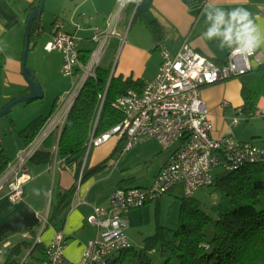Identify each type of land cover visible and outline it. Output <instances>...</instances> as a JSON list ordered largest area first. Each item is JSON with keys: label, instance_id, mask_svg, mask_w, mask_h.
<instances>
[{"label": "crops", "instance_id": "0c3cea01", "mask_svg": "<svg viewBox=\"0 0 264 264\" xmlns=\"http://www.w3.org/2000/svg\"><path fill=\"white\" fill-rule=\"evenodd\" d=\"M33 1L0 0V60L5 62L0 73L10 85L19 87L20 94L29 91L22 72V58L28 19L26 8ZM51 1L48 14L54 18L50 31L45 33L41 25V29L35 32L34 46L30 44L35 54L42 48L46 69L50 68L52 61L55 69H60L64 61L62 51H48L45 48L53 38V22L57 18L64 22L66 31L79 37L80 49L92 51L90 59H94L101 44L95 37L108 32L112 26L117 31V34L108 37L97 56L93 72L101 66L110 70L111 75L146 81L157 75L163 59V48L175 55L185 44L217 62L226 60L235 45L250 44L260 55L261 64H264V0H195L192 4L187 0H152L149 9L144 11L129 0L121 11L118 0ZM137 1L140 5L145 0ZM129 2L131 5L128 6ZM149 22L155 24L156 33L151 30ZM213 28L216 31L209 36ZM34 71V78L41 80L38 70ZM83 75L82 69L73 77L79 81ZM41 83L45 85L42 80ZM241 88L239 77L203 86L201 95L209 107L214 136L230 134L238 141H249L246 140L249 138L247 126L241 124L244 114L238 113L243 104ZM62 100L58 99L53 114L60 108ZM225 101L228 102L227 106L223 104ZM257 106L255 116L264 117L259 114L264 110V96ZM235 117L239 118L237 124L232 120ZM56 132L57 136L52 142L55 152L61 131ZM114 137L95 150L91 148L89 166L94 167L104 161L107 164L84 181L80 173L86 158L81 168L77 158L62 161L56 157L51 163L29 162L33 178L24 185L22 199L15 203L5 195L0 196V259L9 248L23 241H39L48 248L54 236L62 232L65 237V260L62 264L79 262L88 241L98 234L97 227L88 220L95 206L107 208L112 193L118 187L151 186L178 145L176 143L164 149L156 138H149L124 151L127 138L116 136V140L109 144ZM16 154L10 158L15 159ZM110 166H113L111 172ZM79 182L80 194L86 196L87 203L75 206L76 191L70 197L64 195L74 185L77 189ZM63 199L65 203H61ZM56 209V215L52 216ZM127 212L130 213V210ZM46 215L48 222L44 224ZM31 248H26L17 258L19 264H44L38 252L26 260Z\"/></svg>", "mask_w": 264, "mask_h": 264}, {"label": "built area", "instance_id": "2783aa9c", "mask_svg": "<svg viewBox=\"0 0 264 264\" xmlns=\"http://www.w3.org/2000/svg\"><path fill=\"white\" fill-rule=\"evenodd\" d=\"M127 3L128 0H118L120 11ZM53 27V38L45 48L62 51L61 72L71 77L75 76L76 67L85 72L62 100L54 117L48 120L33 141L18 151L0 178V196L5 195L15 203L22 199L24 185L33 178L29 166L32 157L52 133L62 130L81 87L93 74L97 56L108 37L117 34L112 26L108 32L95 37L101 43L100 48L94 54L93 63L85 69L80 60L79 37L66 31L61 19ZM227 55L226 60L217 62L189 44L183 45L175 55L163 48L157 75L144 81L141 91L130 88L117 97L114 106L124 114L123 120L106 134L98 137L93 134L87 143V155L92 146L106 142L113 135L127 138L124 151L149 138H156L164 149L178 145L151 186L118 187L112 193L107 208L95 206L88 220L97 227V237L88 241L81 260L75 264H112L116 254L132 246L127 234L128 222L122 215L125 212L158 199L179 184L183 185L186 196H192L199 189L213 184L215 177L212 172L216 168L235 170L246 164L264 162V149L257 143L238 141L230 134H212L214 125L209 107L201 95L203 86L239 77L259 67L262 62L250 44L235 45ZM223 104L227 106L228 102ZM238 113H242V109H238ZM259 114L264 116V110ZM232 120L234 124L239 122L238 117ZM55 150L57 152V147ZM75 195V206L87 203L86 196L80 194V182ZM47 217L44 224L48 222ZM64 251L65 237L58 232L48 245V258L44 264H62Z\"/></svg>", "mask_w": 264, "mask_h": 264}, {"label": "trees", "instance_id": "16d2710c", "mask_svg": "<svg viewBox=\"0 0 264 264\" xmlns=\"http://www.w3.org/2000/svg\"><path fill=\"white\" fill-rule=\"evenodd\" d=\"M187 1L192 4L195 0ZM39 3L40 0H34L28 5L27 17ZM59 19H55L53 25ZM41 25L42 16L32 23L31 43L36 40L35 32L41 29ZM149 26L153 32L156 31L155 24L149 22ZM91 54L90 49H80L83 65L89 63ZM4 63V60H0V69L4 67ZM81 71V67H76L75 74ZM92 73L85 80L68 113L57 138V152L52 144L57 135L52 133L31 159L37 163H51L56 157L62 161L77 158L81 168L86 158L80 173L82 181L107 164L104 161L97 166H89L91 150L88 155L86 153L90 137L93 134L95 137L106 134L123 120L124 114L114 106L117 97L130 88L141 91L144 87V81L141 79L114 76L110 70L101 66ZM239 78L242 82V113L250 118L256 114L258 102L264 96V64ZM57 102L58 99L53 104L54 108ZM48 118L40 117L34 120L20 133L22 147L34 140ZM12 160L0 142V178ZM123 182L124 180L120 184ZM210 187L226 198V202L218 203L208 212L202 208L200 199L194 195L186 196L181 205L180 225L172 235L167 236L159 230L146 239L145 247L136 249L131 246L120 252L112 264H125V261L130 264H154L145 250L156 243H160L162 251L177 256L180 264H264V209L258 208L264 198V162L246 164L235 170H223L215 177ZM75 191L74 185L64 196L70 197ZM63 202L65 203V199L61 201ZM56 213L57 209L52 216ZM211 223L214 225V234L208 239L206 228ZM26 248H31L26 260L37 252L42 256L41 262L47 260V247L34 240L23 241L9 248L0 259V264H19L17 258Z\"/></svg>", "mask_w": 264, "mask_h": 264}, {"label": "rangeland", "instance_id": "374dc122", "mask_svg": "<svg viewBox=\"0 0 264 264\" xmlns=\"http://www.w3.org/2000/svg\"><path fill=\"white\" fill-rule=\"evenodd\" d=\"M51 2V0L46 1L45 11L42 15V28H44L45 33L50 31L51 22L54 18L48 14ZM33 46L32 43V47ZM92 60L93 59H90L89 63L84 67L85 69L90 66ZM27 65L33 71L34 69L38 70L39 76L45 85L41 83L39 77H35V79L40 82L44 91V96L41 99L19 102L15 104L8 113L0 116V142L10 157H14L21 145L20 133L27 129L34 120L40 117H50L53 114L52 111L55 100L59 99L60 101L65 99L67 97V92L74 88L73 83L78 81L77 77L65 76L61 71L59 72L61 68L55 69L54 61H52L50 68L48 67L46 69L42 48L38 50V54L34 53V48L30 49ZM84 72L85 70L83 73ZM66 84L68 85L67 88H65ZM19 90L18 86L10 85L7 78L1 77L0 73V112L12 100L24 94H20ZM52 116L54 117V114ZM243 116L244 120L241 121L240 118V121L243 127L247 126L249 138L246 140L255 142L257 145L264 147V117L254 115L247 118V116ZM114 136L116 137L117 135H113V137ZM115 137L109 144L116 140ZM99 145L92 146V149L95 150ZM112 168L113 166H110L109 171ZM222 171V168H216L213 170L212 174L216 177ZM185 197L183 185L179 184L175 186L172 191L162 195L160 199L152 200L142 207L135 208V210L131 209L130 213L127 212L122 214L128 222L127 234L130 238L129 241L131 245L136 249L145 247L146 239L156 234L159 230L165 232L167 236L172 235L173 231L180 225L181 205ZM194 197L202 201V208L208 212H211L218 203L222 201L226 202V198L210 186L198 190L194 194ZM258 208L264 209V198ZM206 234L208 239L213 237L214 225L212 223L207 226ZM145 251L147 255L151 257L154 264H180L177 256H172L169 252L162 251L160 243H156ZM116 255L118 256L119 254ZM126 263L128 262L125 261V264Z\"/></svg>", "mask_w": 264, "mask_h": 264}, {"label": "water", "instance_id": "95a60500", "mask_svg": "<svg viewBox=\"0 0 264 264\" xmlns=\"http://www.w3.org/2000/svg\"><path fill=\"white\" fill-rule=\"evenodd\" d=\"M129 1L137 5L138 9L143 11L148 10L152 3V0H145L139 5L137 0ZM45 4L46 0H40L39 6L30 13L25 26V49L22 58V72L28 82L29 91L28 93L22 94L20 97L12 100L8 105H6L5 108L0 112V116L8 113L13 108V106L19 102H28L36 99H41L44 96L43 88L40 82L34 78L35 73L28 67L27 61L31 44L32 23L35 19L42 16L45 9Z\"/></svg>", "mask_w": 264, "mask_h": 264}, {"label": "clouds", "instance_id": "9594fccd", "mask_svg": "<svg viewBox=\"0 0 264 264\" xmlns=\"http://www.w3.org/2000/svg\"><path fill=\"white\" fill-rule=\"evenodd\" d=\"M215 31H216V29L213 28V29L209 32V36H211Z\"/></svg>", "mask_w": 264, "mask_h": 264}]
</instances>
